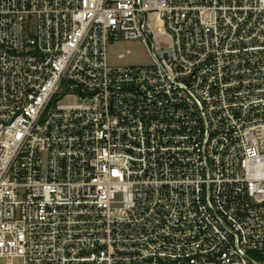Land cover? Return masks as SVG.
<instances>
[{
  "label": "built area",
  "instance_id": "obj_1",
  "mask_svg": "<svg viewBox=\"0 0 264 264\" xmlns=\"http://www.w3.org/2000/svg\"><path fill=\"white\" fill-rule=\"evenodd\" d=\"M0 264H264V0H0Z\"/></svg>",
  "mask_w": 264,
  "mask_h": 264
},
{
  "label": "rangeland",
  "instance_id": "obj_2",
  "mask_svg": "<svg viewBox=\"0 0 264 264\" xmlns=\"http://www.w3.org/2000/svg\"><path fill=\"white\" fill-rule=\"evenodd\" d=\"M130 53V55H128ZM115 57L124 55L127 60L124 62L127 65L131 64H145L148 62L146 50L139 42H121L113 49Z\"/></svg>",
  "mask_w": 264,
  "mask_h": 264
}]
</instances>
